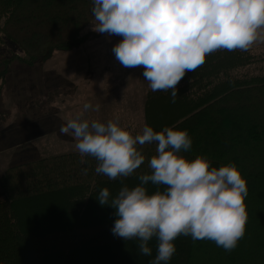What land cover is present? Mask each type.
I'll return each instance as SVG.
<instances>
[{"label":"trees","instance_id":"1","mask_svg":"<svg viewBox=\"0 0 264 264\" xmlns=\"http://www.w3.org/2000/svg\"><path fill=\"white\" fill-rule=\"evenodd\" d=\"M93 0H0V126L10 118L2 90L15 61L26 65L48 61L58 50H70L104 33L83 31L95 18ZM7 41L23 56L3 52ZM251 52L217 50L195 71L186 72L171 90L151 89L146 124L154 131L166 126L187 129L192 138L188 158L207 156L211 167L235 164L247 180L245 234L226 251L211 240L179 235L168 264H264V74L236 77ZM155 144L138 146L143 163L129 177L109 179L97 174L98 161L79 152L54 155L8 168L1 176L0 260L5 264H151L136 240L125 241L111 229L115 210L98 202L108 188L112 196L139 177L151 174ZM84 159L85 163H81ZM87 169V174L83 170ZM149 194L164 186L145 185Z\"/></svg>","mask_w":264,"mask_h":264},{"label":"clouds","instance_id":"2","mask_svg":"<svg viewBox=\"0 0 264 264\" xmlns=\"http://www.w3.org/2000/svg\"><path fill=\"white\" fill-rule=\"evenodd\" d=\"M93 4L97 22L93 30L122 37L112 49L120 64L143 66L150 89L171 90L173 103L179 81L203 65L207 55L221 49L248 51L264 42V0H93ZM91 109L85 103L60 132L74 138L81 157L98 161L97 174L112 180L129 177L145 160L138 146H157L149 161L151 174L141 175L137 186H124L114 197L108 188L99 192V204L115 210L111 229L115 236L136 240L146 256L152 254L150 241L155 237L157 254L151 264H168L179 235L211 240L226 251L237 246L245 234L248 195L238 166L216 168L207 156L182 155L192 146L187 129L173 125L154 131L145 124L133 135L119 117L106 123L90 119ZM83 172L87 174V169ZM149 181L164 190L149 194L145 187Z\"/></svg>","mask_w":264,"mask_h":264},{"label":"rangeland","instance_id":"3","mask_svg":"<svg viewBox=\"0 0 264 264\" xmlns=\"http://www.w3.org/2000/svg\"><path fill=\"white\" fill-rule=\"evenodd\" d=\"M95 23L94 18L83 33L96 32ZM121 39L104 33L79 47L58 50L48 61L33 65L14 62L2 90L10 118L0 126V188L2 174L12 166L78 152L74 138L62 134L60 128L85 103L92 105L87 113L90 119L106 123L119 117L133 135L142 132L149 82L143 77V66L126 68L116 59L112 49ZM7 42L5 54L14 51L23 56L18 47ZM249 51L255 62L238 67L235 75L240 79L264 74V42Z\"/></svg>","mask_w":264,"mask_h":264}]
</instances>
